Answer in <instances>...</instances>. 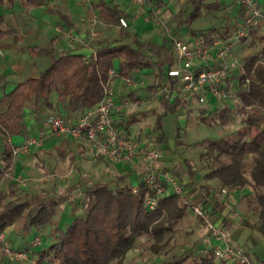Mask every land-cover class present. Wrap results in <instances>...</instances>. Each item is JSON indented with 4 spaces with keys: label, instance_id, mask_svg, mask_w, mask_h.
Instances as JSON below:
<instances>
[{
    "label": "trees",
    "instance_id": "trees-1",
    "mask_svg": "<svg viewBox=\"0 0 264 264\" xmlns=\"http://www.w3.org/2000/svg\"><path fill=\"white\" fill-rule=\"evenodd\" d=\"M147 2L151 5L149 10L154 11L155 7L166 5L168 0ZM236 4L233 18L222 24L191 28L195 19L207 12L221 9L223 3L221 0H186L176 13L179 18L178 25L187 24L188 35H201L209 43L217 36L230 39L235 35L241 19L247 14L238 0ZM260 4L264 8V0H260ZM0 5L7 9H14L17 5L24 8L45 7L50 14L59 16L57 21L62 29H77L72 12L51 0H0ZM92 5L97 11L98 19L106 23L119 25L121 16H131V12L115 0H92ZM263 28L257 26L249 36L241 38L248 40L255 50L243 56L238 72L232 74L240 82L234 91V108L226 105L211 109L197 99H187L179 94L172 96L173 94L164 92L159 96L158 106L152 111L157 120L153 127V131L157 133L153 139L159 146L169 142L163 129L165 117L195 111V108L189 106L193 102L194 105L197 103L199 118L209 123L218 120V123L226 125L233 112L242 115L240 126L218 137H205L197 141L196 146L201 147L199 159L202 166L207 168L206 178H215L223 187L229 189L247 185L252 187L258 216L252 220L239 211L241 223L264 238ZM57 37L52 38L51 46L36 45L41 53L51 59L49 65L38 74L21 77L8 90L7 75L0 70V142L3 144L0 151V236L3 235L0 237V247L6 238V230L18 221H21L23 229L28 233L51 224L61 201L49 190L22 192L15 182L9 185V189L2 185L5 174L15 161L13 147L18 142L15 138L29 135L30 125L26 117L28 111H34V118L39 125L37 132L45 130V126L39 122L44 113L41 109L43 105L51 107L52 113L62 115L52 105L51 95L54 92L58 94V101L67 108V115H62L67 120L85 112L104 96V85L109 79L111 68H116L119 75L132 74L136 68L143 75L152 73L154 78L145 85L146 92L158 91L164 84H177V79L167 72L177 64V59L172 39L165 34L161 40H155L152 37H143L130 27L120 26L115 37L103 38L98 42L91 40L96 48L88 54L75 48H58L54 44ZM19 39L18 28L7 22L5 11L0 12V49L17 43ZM257 45L260 47L257 48ZM136 92L137 89L132 88L120 97L135 98ZM41 97L45 98L42 104ZM138 113L132 111L122 117L121 122L131 130L132 124L139 120ZM73 140L81 151L85 150L83 141ZM66 141L67 151L63 144L58 146L61 149L60 154L65 157L70 153V159L74 160V148L69 140ZM185 143L181 127L176 124L173 147L176 149L178 145ZM107 162L109 164L108 160ZM182 168L178 164L173 168L165 166L166 171L173 173L183 183L195 202L206 205L211 218L216 221L219 213L228 206V202L223 203L219 198H213V186L196 179L197 168L192 161H187V168ZM183 173L188 174V180H183ZM129 174L119 173L112 179L94 183H90L87 177L80 179L77 183L84 189L85 199L80 205L75 200L73 208L79 206L81 211L74 213L70 222L57 226L56 235L49 244L42 245L37 250L32 249L37 254L38 261L41 264H135L126 260L128 252L144 245L142 249L150 252L152 258L146 259L143 264H236L216 257L210 249L202 251L201 247L196 246L181 252H170L175 226L185 217L188 207L179 194L171 192L160 196L157 206L149 209L145 199L150 189L141 184L138 192H133L132 185L126 181ZM246 195H252V192ZM223 222L231 227L227 220L224 219ZM34 239L23 246L12 248L28 251L33 247L31 243L35 242Z\"/></svg>",
    "mask_w": 264,
    "mask_h": 264
},
{
    "label": "rangeland",
    "instance_id": "rangeland-1",
    "mask_svg": "<svg viewBox=\"0 0 264 264\" xmlns=\"http://www.w3.org/2000/svg\"><path fill=\"white\" fill-rule=\"evenodd\" d=\"M59 6L68 8L75 18L83 11L82 0H51ZM223 7L219 10H214L205 13L203 16L195 19L191 23V28H201L209 25H220L223 22L233 18L236 13L237 0H221ZM122 7H127L129 11L135 10L134 6H128L129 0H115ZM186 0H168L166 5L155 7V10H149L151 7L149 2L144 5V12L138 15L137 12H132L128 17L129 25L133 31L143 34L144 32H152L154 28H164L165 26L171 27V32L162 29L163 34L171 39L174 35H186L189 33V26L187 24L178 25L179 18L176 13L181 8V5ZM85 4V3H84ZM93 7L92 2L88 5ZM6 12L7 22L19 30L20 39L17 43L11 45V47L5 48V56L0 52V65L4 69H8L7 78L15 79L19 74L27 75L28 73L38 74L41 70L46 68L51 62L50 57L41 53L36 45H50L51 40L54 37V44L58 48H70L71 46H81L85 44L81 41H64L62 34H57V27L60 24L57 21L58 15L50 14L46 11L45 7H33L24 8L21 5H17L14 9H7L4 5H0V12ZM80 18V17H79ZM80 20V19H77ZM89 22H86V25ZM160 23V24H158ZM162 27V28H161ZM62 28V26H60ZM65 29V28H63ZM264 29V28H263ZM97 34L91 39L93 42H98L103 38L115 37L118 35L120 27L116 24L106 23L99 21L96 25ZM57 32V33H56ZM162 34L156 32L154 34L155 40H161ZM88 43V42H87ZM259 48L260 45H257ZM255 48L250 45V42L239 40L236 44L235 53L242 60L244 55L251 54ZM8 61V62H7ZM32 71V72H31ZM145 79L144 85L136 86V94H140L142 101L130 104L125 111L126 116L132 111L139 112V120L132 124L131 130L139 137L148 138L153 140V136L157 133L153 131V127L156 124V114L152 109L158 106L159 96L157 91L146 92L145 85L153 80V74L148 73L143 75ZM236 85L240 82L238 78L235 80ZM14 86V85H13ZM11 89V88H9ZM8 89V90H9ZM131 89V88H130ZM130 89H127L128 92ZM157 92V93H156ZM2 90L0 91V94ZM156 93V94H155ZM44 97H41L40 104L44 102ZM51 101L53 107L60 110L62 115H67V108L63 103L58 101L57 92L52 93ZM236 98L233 94H230L226 99L217 100L212 98L210 102H206V107L211 109H217L228 105L230 108H234ZM197 104V103H196ZM189 105L195 108V111L191 113H177L175 115H168L163 121V129L169 142L162 143L160 147L164 151V157L162 158L163 164L173 168L176 164L182 166V169L187 168V161H192L197 168L196 179L203 182H208L213 186L215 194L213 198H219L221 202L234 203L232 213L237 214L239 211L246 214L250 219H256L257 214V202L255 199L254 190L251 186H244L236 189H229L223 187L217 179H208L205 177L207 168L203 167L199 159V151L201 147L196 146V142L204 139L205 137H218L226 131H230L240 126L242 123V115L237 112L231 114V119L228 124L223 125L215 120L213 123H209L205 119H200L197 115V105ZM44 113L39 120L44 125V120L47 114L52 113L51 107L43 105L41 108ZM46 111V112H45ZM146 112V113H144ZM34 114L27 112V120L30 125L29 135H37V123L32 125V118ZM176 124L181 127V133L186 141L185 144H180L173 147L175 139V127ZM37 129V130H36ZM46 130V127H45ZM40 134V133H39ZM28 135V136H29ZM68 136L62 135H48L42 146L33 149L27 154H20L18 158H15L10 170L5 174L4 181L2 183L4 188L9 189V185L15 182L17 186L23 191L40 192L42 190H49L58 199H61L55 220L51 224H47L40 230H33L26 232L23 229L21 221H18L13 226L9 227L7 231V238H4L3 245L0 247V264H38L40 263L37 258V254L32 252L42 247V245L49 244L56 235V228L58 225H65L70 222L74 216V213L80 212L78 207L73 208V202L78 201V205L82 203L78 198L75 199L77 192L84 189L80 188L78 181L87 177L90 183H94L98 180L107 181L114 178L119 173H130L127 178V183H135L141 169L136 165L137 162H111L109 164L106 159L91 160L86 152L81 151L80 147L76 146L75 141ZM26 138V137H25ZM25 138L17 136L15 138L17 143L22 142ZM67 138V139H66ZM69 140L75 154L74 160L70 159V153L63 157L60 154L61 149L58 147L63 144V148L67 151L65 141ZM83 141L81 139H76ZM77 141V142H78ZM67 143V141H66ZM170 145V147H165ZM3 149V144L0 142V151ZM140 168L142 165L140 164ZM183 172H185L183 170ZM183 180L189 179L188 174L183 173ZM248 192H252V195H246ZM236 197L237 202L233 199ZM209 205H212L211 203ZM208 205V206H209ZM76 206V205H74ZM206 207V205H205ZM185 217L175 226V230L172 234L170 242V252H181L191 246L200 248L203 238L207 235V227L203 221L188 208ZM220 216L221 213H219ZM244 226L237 223L236 230L241 233ZM35 235L40 239L37 241ZM24 236V237H23ZM35 237V239H34ZM145 238V237H143ZM37 241L31 243L33 247L28 249L29 258H17L13 257L12 253L15 246H23L28 241ZM41 242V244L39 243ZM39 243V245H38ZM14 246V247H13ZM144 245H140L128 252L127 261H133L135 264H143L146 259L152 258L150 252L142 249ZM13 247V248H12ZM260 255H264V242L259 241L257 245ZM144 251V252H142ZM32 252V253H31ZM31 254L33 256L31 257ZM31 258V259H30ZM33 258H36L35 263L32 262ZM37 261V262H36Z\"/></svg>",
    "mask_w": 264,
    "mask_h": 264
},
{
    "label": "built area",
    "instance_id": "built-area-1",
    "mask_svg": "<svg viewBox=\"0 0 264 264\" xmlns=\"http://www.w3.org/2000/svg\"><path fill=\"white\" fill-rule=\"evenodd\" d=\"M82 2L90 4L92 0ZM146 2L147 0H133L134 12L138 15L143 14ZM238 3L246 9L247 14L241 19L232 38L226 40L217 36L209 43L201 35L171 37L177 64L167 72L177 79V84L176 86L164 84L157 91L158 94L164 92H169L173 94L172 96L179 94L187 99H197L201 103H209L212 98L226 99L233 94L240 85H236V78L232 77L241 66L240 57L235 53L237 41L249 36L255 27L264 25V8L260 0H238ZM97 20L95 14L91 19L93 27L87 37L72 28L63 30L58 26L57 29L69 40L87 43L97 34L94 29ZM128 25V18L121 16L119 26ZM164 28L167 32L172 30L170 26ZM144 83L145 79L138 68L129 75H119L116 68H111L109 79L104 85V96L98 103L74 119L67 120L62 115L48 114L44 120L46 131L29 135L22 142L15 144L14 157L18 158L20 154H27L42 146L45 138L54 134L83 140L91 160L103 158L111 162H139L143 173L131 187L133 192H138L141 184L150 189L145 199L149 209L157 206L160 196L171 192L179 194L183 203L192 209L207 227V235L200 244L202 251L210 249L216 257L236 264H252V255L231 241L229 229L214 221L203 202H195L183 183L173 173L165 170V165L161 162L164 157L163 149L155 141L137 136L121 122V118L126 115V108L130 104L142 101L143 98L136 95L135 98L122 99L120 96L127 94V89ZM76 198L83 201L84 191L77 192ZM36 239L40 240L38 237ZM12 254L17 258H29V252L22 249H14ZM35 260L36 258H33L32 262L35 263Z\"/></svg>",
    "mask_w": 264,
    "mask_h": 264
},
{
    "label": "crops",
    "instance_id": "crops-1",
    "mask_svg": "<svg viewBox=\"0 0 264 264\" xmlns=\"http://www.w3.org/2000/svg\"><path fill=\"white\" fill-rule=\"evenodd\" d=\"M88 5L89 4H84L83 3V11L80 12V15H77L78 18H75L73 16V18H74V20H75V22L77 24V29H75V28H72V29L75 32L80 33L81 35H84L85 37L89 36V32H90L91 28L93 27V25L91 24V19L94 17L95 14L97 15L96 9H94V7H89ZM132 5L134 6L133 0H129L128 6H132ZM125 8L128 11L130 9V8L128 9L127 7H125ZM130 12L132 13V12H134V10H132ZM77 19H80V20H77ZM87 21L89 23L86 25ZM99 21L100 20L98 19L96 21V24H94V29L95 30H96V25H97V23ZM158 24H160V23H158ZM117 26H119V25H117ZM263 27H264V25H263ZM162 29H164V28H162ZM162 29L154 28L152 30V32H150V33L149 32H147V33L144 32L142 35H143V37H152L153 38L154 34L156 32H160L163 35V31L164 30H162ZM57 31H58V33L57 32L56 33L57 34H62L63 35L62 38L64 39V41H67L68 38L62 32H60L58 29H57ZM96 32H97V30H96ZM186 35H188V34H186ZM91 39L89 41H87L88 43L81 44V46H77V47L76 46H74V47L71 46L70 48H75V49H77V50H79L81 52H84V53L88 54V53L92 52L96 48L95 44L94 45L91 44L92 43ZM71 41H74V40H69V43L73 44L74 42H71ZM0 52L2 53L1 55L5 56V48L4 49H0ZM0 70H1V72L5 73L7 75L8 69H4L0 65ZM28 74H32V73H28ZM24 76L25 75H23V74H19L18 76H16V78L14 80L11 79V78H8L9 84L7 85V89L12 88L13 85L15 84V82L18 79H20L21 77H24ZM118 88H119V85H118ZM30 112H32V114H34V111H30ZM75 117L71 116L69 119H72V118L74 119ZM36 122L37 121L35 120V118L33 116L32 122H31L32 125H35ZM37 129H39V125L38 124H37ZM44 131H46V130H44ZM39 133H42V132L38 131L37 134H39ZM161 162H163V160ZM136 165H138V168L141 169V171H142V168H140L141 166L139 165V162L136 163ZM139 175H140V173H139ZM233 199L235 200V202H237L236 197H233ZM233 207H234V203L232 204V203L229 202V204L225 208V210L221 212L222 216H219L218 219L216 220V222L220 223L221 225L226 226L229 229L230 238H231V241L234 244L240 246L241 248H243L244 251L249 252L252 255V260H253L252 264H264V255L263 256L260 255V253L258 251V248H257V245H258L259 241H263L264 242V238L262 236H260L256 231H253L250 227H247V226L243 225L241 223V213L240 212H238L237 214L232 213V208ZM224 219H225V221L227 220L230 223V225H231L230 228L223 222ZM237 223H239V224L244 226V229L241 230V233L237 232V230H236ZM8 230H9V228L6 230V233H5L6 235H7V231ZM205 233H207V231H205ZM6 238H7V236H6Z\"/></svg>",
    "mask_w": 264,
    "mask_h": 264
}]
</instances>
